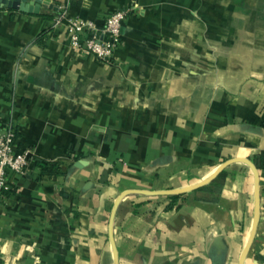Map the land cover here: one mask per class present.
<instances>
[{"label":"crops","instance_id":"obj_1","mask_svg":"<svg viewBox=\"0 0 264 264\" xmlns=\"http://www.w3.org/2000/svg\"><path fill=\"white\" fill-rule=\"evenodd\" d=\"M41 1L57 10L0 9V133L33 153L25 174H8L0 264H115L122 192L182 189L235 158L260 188L243 264H264V0ZM122 8L135 13L113 64L73 48L66 19L54 25L65 11L101 28ZM51 162L60 174H42ZM224 172L217 192L124 197L118 264H239L254 175L242 162Z\"/></svg>","mask_w":264,"mask_h":264},{"label":"built area","instance_id":"obj_2","mask_svg":"<svg viewBox=\"0 0 264 264\" xmlns=\"http://www.w3.org/2000/svg\"><path fill=\"white\" fill-rule=\"evenodd\" d=\"M134 13L133 8L117 9L98 28L92 21L68 17L63 11L54 25L61 26L62 20L66 19L65 32L73 48L86 51L103 63L113 64L114 53L121 43L122 25ZM32 160L31 149L18 147L14 131L0 133V209L10 189L9 172L25 174Z\"/></svg>","mask_w":264,"mask_h":264},{"label":"water","instance_id":"obj_3","mask_svg":"<svg viewBox=\"0 0 264 264\" xmlns=\"http://www.w3.org/2000/svg\"><path fill=\"white\" fill-rule=\"evenodd\" d=\"M54 9L57 10V8H54L51 4L43 3L41 0H0V9H6V10H14L19 11L21 13L29 14V15H38L41 11V9ZM242 162L247 164L253 175H254V217H253V223H252V229L251 234L248 239V243L246 244L244 251L240 257L239 264H243L250 246L255 238L258 223H259V177H258V171L255 168V166L252 164L251 161L246 159H229L225 162H223L209 177L206 179L200 181L199 183H196L194 185L182 188V189H169V190H162V191H146V190H127L122 192L115 200L111 213H110V219H109V238L112 243L113 247V253H114V261L115 264H118L117 260V253L116 248L113 241V224L116 212L118 210V207L120 205V202L122 199L128 195L132 194H139V195H146V196H180L187 193L195 192L200 190L201 188L208 186L210 183H212L221 173L224 171L228 166L231 164ZM85 164L83 161H78L75 165L76 167H82Z\"/></svg>","mask_w":264,"mask_h":264},{"label":"trees","instance_id":"obj_4","mask_svg":"<svg viewBox=\"0 0 264 264\" xmlns=\"http://www.w3.org/2000/svg\"><path fill=\"white\" fill-rule=\"evenodd\" d=\"M42 18L47 19L49 21L51 20L54 21L56 19V18L54 19L52 16H47V15H43ZM48 32H49L48 30H45L42 33H40L38 35L37 41L41 43L46 38ZM254 164L258 169L264 168V152H262L261 154L257 155L254 158ZM40 168L42 174L47 176L58 175L60 174V170H61L60 165L54 162L41 165ZM224 178H225V172L223 171L210 186H205L201 188L200 191L205 193H209L212 191L217 192L220 189V186L222 185ZM171 198L175 201V199H177L178 196H172Z\"/></svg>","mask_w":264,"mask_h":264}]
</instances>
